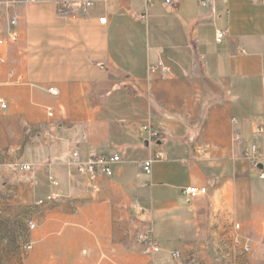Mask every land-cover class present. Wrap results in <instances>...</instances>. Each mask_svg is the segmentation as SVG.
Segmentation results:
<instances>
[{
  "label": "crops",
  "instance_id": "1",
  "mask_svg": "<svg viewBox=\"0 0 264 264\" xmlns=\"http://www.w3.org/2000/svg\"><path fill=\"white\" fill-rule=\"evenodd\" d=\"M6 1L0 13L19 14L21 45L0 74L9 149L0 164L33 166L19 174L36 205L59 195L37 205L25 264H264V167L250 159L258 146L264 166V137L254 132L264 126V5L94 0L81 17L82 0ZM76 151L79 161L122 162L91 190ZM159 151L165 159L147 175L143 164ZM191 186L207 193L190 199ZM129 213L147 224L140 236L153 232L154 257L129 239Z\"/></svg>",
  "mask_w": 264,
  "mask_h": 264
},
{
  "label": "built area",
  "instance_id": "2",
  "mask_svg": "<svg viewBox=\"0 0 264 264\" xmlns=\"http://www.w3.org/2000/svg\"><path fill=\"white\" fill-rule=\"evenodd\" d=\"M29 1V0H27ZM184 0H166V5L171 9H176L177 5L181 3ZM200 5L203 8L210 7L213 3H215L218 0H198ZM222 3H227L229 0H219ZM251 2L255 4H262L264 5V0H250ZM18 4L17 0H7L5 2L6 7H11L12 5ZM79 13L78 15L81 17H87L89 12L94 8V0H82L76 3ZM19 23H20V16L19 14L14 15L13 17H10L8 19H4V15L0 13V74L4 67L8 64L9 58H8V52L9 49L12 47L19 48L21 45V33L19 31ZM100 23L106 24L107 18L100 19ZM226 36V32L224 31H217L216 34V42L222 43L224 37ZM21 51V49H20ZM22 52V51H21ZM163 72L167 73L168 69L166 67H163V65H160V67ZM16 70L13 68L10 72V75L13 76L15 74ZM49 92L51 95H57L58 92L51 88L49 89ZM263 96H264V80H263ZM8 110V103L5 101V99L0 98V112H5ZM53 114L50 113V116ZM233 123L235 125H238V120L233 119ZM144 129H148L145 127ZM255 134L264 137V126H257L255 128ZM151 134V140L154 141V138L157 137L156 133H154L152 130L150 131ZM237 140L241 141V137L238 134ZM254 156L251 159V165L252 169H259L258 162L263 158L262 155H259L258 153V146H253ZM75 164L77 166L78 172L81 176H83L88 183V186L91 190L97 189V182L101 177H107L110 178L114 174V167L122 162V159L118 155L113 156H96L91 157L87 159L86 161H79L80 159V153L76 151L73 154ZM165 159V153L163 151H159L155 154H152L148 160H146L143 164L144 171L147 175L152 174L153 170V164L155 162L161 161ZM4 165L0 164V169ZM13 170L19 173H28L33 170V166L30 164H19L17 166H12ZM260 178L264 179V168L260 170ZM51 183L55 186H58L59 183L54 179H50ZM207 193V188H198V187H187L184 190V194L189 197L190 199L196 198L200 195H205ZM59 198V195H49L43 199H40L37 202V205H44L47 202L56 201ZM37 223L34 221L29 222V229L31 231H34L37 229ZM140 242L143 243L144 249L143 254L147 257H154L159 251L160 246L156 242L153 232L151 229H147L145 233H143L139 237ZM26 249L29 251H32L34 249V246L32 243H29L26 246ZM246 251L249 252L250 248L247 247ZM174 259L177 261L180 260V253L176 252L173 254Z\"/></svg>",
  "mask_w": 264,
  "mask_h": 264
},
{
  "label": "rangeland",
  "instance_id": "3",
  "mask_svg": "<svg viewBox=\"0 0 264 264\" xmlns=\"http://www.w3.org/2000/svg\"><path fill=\"white\" fill-rule=\"evenodd\" d=\"M260 120L264 123V120ZM8 150L0 138V161L5 158ZM17 165H4L0 169V264H25L32 253L26 246L31 243V236L39 231V207L35 204V193L22 184L25 178L12 168ZM31 221L38 225L34 231L28 227ZM114 223L120 224L116 220ZM127 225L129 239H133V243L139 242L140 233L147 224L140 223L129 213Z\"/></svg>",
  "mask_w": 264,
  "mask_h": 264
},
{
  "label": "water",
  "instance_id": "4",
  "mask_svg": "<svg viewBox=\"0 0 264 264\" xmlns=\"http://www.w3.org/2000/svg\"><path fill=\"white\" fill-rule=\"evenodd\" d=\"M258 167L263 168L264 166H263V164H259Z\"/></svg>",
  "mask_w": 264,
  "mask_h": 264
}]
</instances>
